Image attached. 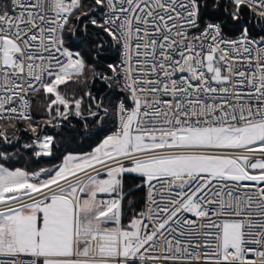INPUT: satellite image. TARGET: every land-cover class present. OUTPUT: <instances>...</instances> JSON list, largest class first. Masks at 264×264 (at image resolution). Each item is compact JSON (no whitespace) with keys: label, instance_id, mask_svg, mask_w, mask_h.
<instances>
[{"label":"snow or ice","instance_id":"6c2138e0","mask_svg":"<svg viewBox=\"0 0 264 264\" xmlns=\"http://www.w3.org/2000/svg\"><path fill=\"white\" fill-rule=\"evenodd\" d=\"M0 264H264V0H0Z\"/></svg>","mask_w":264,"mask_h":264}]
</instances>
